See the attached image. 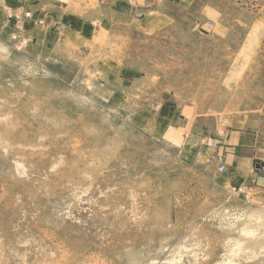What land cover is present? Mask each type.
I'll return each mask as SVG.
<instances>
[{
  "label": "rangeland",
  "instance_id": "374dc122",
  "mask_svg": "<svg viewBox=\"0 0 264 264\" xmlns=\"http://www.w3.org/2000/svg\"><path fill=\"white\" fill-rule=\"evenodd\" d=\"M103 1L31 56L40 19L0 0V264H264V180L178 140L211 112L264 140V0Z\"/></svg>",
  "mask_w": 264,
  "mask_h": 264
},
{
  "label": "crops",
  "instance_id": "0c3cea01",
  "mask_svg": "<svg viewBox=\"0 0 264 264\" xmlns=\"http://www.w3.org/2000/svg\"><path fill=\"white\" fill-rule=\"evenodd\" d=\"M12 7H26L32 11L33 19H40L28 29L35 41L28 46V55L58 53L85 44L98 30L93 17L86 16L88 5L104 3L103 0H6ZM114 3L108 10L116 21H124L128 14L126 4ZM91 11V10H89ZM107 23H110L107 21ZM264 117V113H261ZM223 113L196 115L194 125L183 129L181 152L186 164L217 161L230 170L232 184L258 183L264 180L254 165L264 161V140L257 131L246 128L251 113L225 116Z\"/></svg>",
  "mask_w": 264,
  "mask_h": 264
},
{
  "label": "built area",
  "instance_id": "2783aa9c",
  "mask_svg": "<svg viewBox=\"0 0 264 264\" xmlns=\"http://www.w3.org/2000/svg\"><path fill=\"white\" fill-rule=\"evenodd\" d=\"M220 169H223V166H221ZM260 171L264 173V164L260 166Z\"/></svg>",
  "mask_w": 264,
  "mask_h": 264
}]
</instances>
